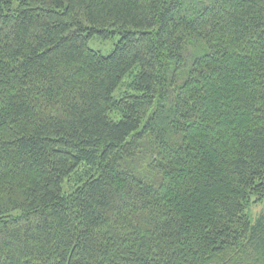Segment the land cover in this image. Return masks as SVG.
Listing matches in <instances>:
<instances>
[{"label":"trees","instance_id":"16d2710c","mask_svg":"<svg viewBox=\"0 0 264 264\" xmlns=\"http://www.w3.org/2000/svg\"><path fill=\"white\" fill-rule=\"evenodd\" d=\"M0 264H264V0H0Z\"/></svg>","mask_w":264,"mask_h":264},{"label":"rangeland","instance_id":"374dc122","mask_svg":"<svg viewBox=\"0 0 264 264\" xmlns=\"http://www.w3.org/2000/svg\"><path fill=\"white\" fill-rule=\"evenodd\" d=\"M117 38H118L117 34L112 36L110 35L108 37H101L95 35L88 40V45L89 47L98 50L103 54H106L109 53ZM247 210L249 215L252 218H255L262 211V205L252 204L251 206H249Z\"/></svg>","mask_w":264,"mask_h":264}]
</instances>
